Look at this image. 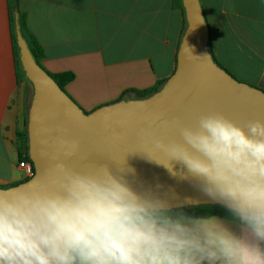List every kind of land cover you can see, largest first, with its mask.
<instances>
[{
  "label": "clouds",
  "instance_id": "clouds-1",
  "mask_svg": "<svg viewBox=\"0 0 264 264\" xmlns=\"http://www.w3.org/2000/svg\"><path fill=\"white\" fill-rule=\"evenodd\" d=\"M178 137L157 140L207 196L240 225L174 211L135 191L106 164L76 170L63 163L31 187L0 191V264H264V121L243 126L222 113L177 125ZM65 158L78 142H61Z\"/></svg>",
  "mask_w": 264,
  "mask_h": 264
},
{
  "label": "crops",
  "instance_id": "crops-1",
  "mask_svg": "<svg viewBox=\"0 0 264 264\" xmlns=\"http://www.w3.org/2000/svg\"><path fill=\"white\" fill-rule=\"evenodd\" d=\"M198 1L215 59L237 80L264 91V0ZM173 2L19 0V6L43 49L42 68L50 75L70 74L64 90L89 113L146 100L164 88L176 70L188 27L183 1ZM21 66L7 0H0V186L22 180L16 132L25 128L29 134L35 91ZM155 85L154 93L139 94ZM216 217L240 233L232 216Z\"/></svg>",
  "mask_w": 264,
  "mask_h": 264
},
{
  "label": "water",
  "instance_id": "water-1",
  "mask_svg": "<svg viewBox=\"0 0 264 264\" xmlns=\"http://www.w3.org/2000/svg\"><path fill=\"white\" fill-rule=\"evenodd\" d=\"M182 1L188 27L176 70L164 88L149 99L100 107L86 115L35 63L15 25L19 59L35 91L28 134L34 173L0 191L44 182L55 175L57 163L76 170L106 164L114 172L123 168L120 174L135 191L162 199L171 208L216 201L201 191L194 178H182L188 174L179 163L172 162L175 175L156 163H166L167 156L155 142L177 138V125L195 126L201 115L210 113H222L241 126L249 120L264 121V92L235 80L214 63L199 1ZM73 140L78 142L77 153L65 158L67 144L62 148L61 142Z\"/></svg>",
  "mask_w": 264,
  "mask_h": 264
},
{
  "label": "trees",
  "instance_id": "trees-1",
  "mask_svg": "<svg viewBox=\"0 0 264 264\" xmlns=\"http://www.w3.org/2000/svg\"><path fill=\"white\" fill-rule=\"evenodd\" d=\"M174 5H178L181 0H173ZM181 4V3H180ZM7 6H8V14H9V19H10V24H11V31H12V41L14 44V52H15V57L16 61L18 62L19 66H21V62L19 59V54H20V47L18 43V39L16 36L15 32V25H18L20 34L23 38V40L26 42V45L28 47V50L35 61L37 65L41 66V60L44 57V52L42 47L39 45V43L36 41V39L29 33L26 21H25V13L20 9L19 6V0H7ZM210 51V50H209ZM212 60L214 63L223 69L225 72H227L232 78L237 80L227 69L222 67L218 61L215 59L213 54L211 53ZM177 62V59H176ZM22 67V66H21ZM50 75V74H49ZM53 80L56 82V84L64 90L65 84L70 80L71 75L68 73H61L59 75H50ZM239 81V80H237ZM164 81H160L159 84L163 83ZM241 82V81H239ZM251 86V85H249ZM253 87V86H252ZM158 86L155 85L153 87H150L148 89L141 90L139 94L141 96H146L148 94H152L157 90ZM256 88V87H254ZM65 91V90H64ZM264 92V91H263ZM83 113L86 115L88 112L83 111ZM90 113V112H89ZM16 145L18 147V151L20 153L19 160L25 159L29 162H31V159L28 155V133L25 128L18 130L16 132ZM32 163V162H31ZM29 178L22 179L20 180L19 183L27 181ZM15 184V185H17ZM13 186V185H11ZM9 186H0V188H6ZM174 211H183L189 216H202L205 214H211L214 216H219V217H230L232 216L231 213L228 211L227 207L225 205H222L218 203L217 201H211L208 203L200 204V205H189L185 207H180V208H172Z\"/></svg>",
  "mask_w": 264,
  "mask_h": 264
},
{
  "label": "built area",
  "instance_id": "built-area-1",
  "mask_svg": "<svg viewBox=\"0 0 264 264\" xmlns=\"http://www.w3.org/2000/svg\"><path fill=\"white\" fill-rule=\"evenodd\" d=\"M21 170V179L30 178L34 173L33 164L25 159L19 160L17 163Z\"/></svg>",
  "mask_w": 264,
  "mask_h": 264
},
{
  "label": "rangeland",
  "instance_id": "rangeland-1",
  "mask_svg": "<svg viewBox=\"0 0 264 264\" xmlns=\"http://www.w3.org/2000/svg\"><path fill=\"white\" fill-rule=\"evenodd\" d=\"M233 76H234V75H233ZM245 76H246V75H243V74H240V75H239L240 78H244ZM236 78H237V77H236ZM239 80H240V79H239ZM241 82H242V81H241ZM242 83H243V82H242ZM245 84H246V83H245ZM142 98H144V97H142Z\"/></svg>",
  "mask_w": 264,
  "mask_h": 264
}]
</instances>
